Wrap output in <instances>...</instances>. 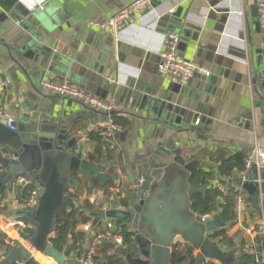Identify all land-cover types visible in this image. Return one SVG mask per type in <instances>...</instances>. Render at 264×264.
Here are the masks:
<instances>
[{
    "label": "crops",
    "instance_id": "obj_1",
    "mask_svg": "<svg viewBox=\"0 0 264 264\" xmlns=\"http://www.w3.org/2000/svg\"><path fill=\"white\" fill-rule=\"evenodd\" d=\"M42 1L44 10L39 7ZM135 1L0 0V79L10 82L0 85V119L12 116L19 128L24 125L22 119L26 126L32 121L56 125L68 134L69 140H78L76 149L84 147L88 160L93 145L88 134L115 118L74 100L51 96L42 90L41 83L68 81L103 100L114 101L121 112L117 117L127 121L128 126L107 137L116 155L108 166L116 167L123 184L134 191L140 180L141 162L160 161L162 150L168 151L171 159L184 157L188 162L208 163L200 169L210 170L217 168L214 157L218 154L248 157L256 144L264 149V94L256 60L258 46L264 49V30L260 23L254 25L252 9L256 0H152L150 7L135 15L118 37L90 25ZM43 18L50 20L46 27L39 22ZM169 35L179 37L180 56L209 70L211 75H196L186 85L161 77V53ZM109 167L104 166L107 175ZM261 175L264 156L258 167L246 174L235 172L228 179V184L242 196L243 221L234 223L228 231L231 248L217 243L225 251L236 250V264H244V253L254 252L256 234L248 228H254L260 217L252 203L253 196L238 181L250 179L261 184ZM86 177L82 174V178ZM19 179L14 180L11 189L8 184L0 185V233L6 235V245L0 248V264H23L11 260L15 248L31 250L22 229L11 225L21 218L3 214L24 209L26 187L18 183ZM101 184L96 178L93 191L74 199L75 204L101 202ZM121 184L118 181L117 186ZM78 187L69 191L74 193ZM112 190L111 198L120 191ZM258 199L261 209L264 195L260 193ZM91 211L98 214L103 207L95 205ZM91 218L89 223L103 231L110 221L94 215ZM84 224L81 222L77 231L87 235L85 247L89 252L93 239L84 231ZM219 228L209 232L208 238L214 240ZM31 252L37 264H58L44 254ZM192 255L198 257L199 251ZM69 257L76 263L88 264L79 261L77 254Z\"/></svg>",
    "mask_w": 264,
    "mask_h": 264
},
{
    "label": "water",
    "instance_id": "obj_2",
    "mask_svg": "<svg viewBox=\"0 0 264 264\" xmlns=\"http://www.w3.org/2000/svg\"><path fill=\"white\" fill-rule=\"evenodd\" d=\"M252 16L257 27L260 23L257 6L253 7ZM39 22L46 27L50 20L43 18ZM256 60L264 94V49L260 45ZM261 99L264 100L263 97ZM119 114L120 111H114L109 115L114 117ZM21 121L24 125L13 132L0 119V185L8 184L11 189L16 178H25L39 185V198L35 209H18L3 214L28 222L22 232L31 250L54 259L58 264L73 262V258L57 250L51 243L60 227L57 224L60 209L64 205H73L67 193L76 183L69 176L73 172H80L98 178L102 182V192L113 179L105 173L104 167L85 159L84 147L76 149L78 140H69L68 134L56 125L32 121L26 126V121ZM162 152L164 154L159 155L160 161L152 159L141 162L139 178H144V182H136L131 209H119L112 203L108 211L93 214L94 217L113 221L117 227L129 226L131 232L135 233L139 257L133 258L123 248L118 249L130 264H171L172 250L179 243L187 245L188 254L199 251L196 264L207 261L236 264V250L225 251L208 238L209 232L223 225L219 215L205 224L192 211V197L207 192L202 184L192 182L193 174L209 164L188 162L184 157L171 159L168 151ZM261 179H264V175H261ZM253 182L250 179L240 180L238 184L248 189L253 196V205L261 214L258 198L260 193L264 195V183ZM31 250L22 246L14 254L10 253L13 254L11 260L37 264Z\"/></svg>",
    "mask_w": 264,
    "mask_h": 264
},
{
    "label": "trees",
    "instance_id": "obj_3",
    "mask_svg": "<svg viewBox=\"0 0 264 264\" xmlns=\"http://www.w3.org/2000/svg\"><path fill=\"white\" fill-rule=\"evenodd\" d=\"M115 124L119 125L121 128L125 129L128 126L127 121L119 119V117L114 116ZM103 129H99L94 133H89L93 141L91 145V151L88 153V160L100 167L107 168L111 163V159L114 158L115 151L109 148L107 137L101 135ZM1 152V148H0ZM246 160L247 156L245 154H238L233 157L227 158L226 155H216L214 157V162L218 164L217 168L198 169L193 174L192 182L195 184H202L203 186H208L207 192L205 194H197L192 197V211L200 216L208 212L218 213L221 222L223 223L215 235L214 240L225 248H231L233 242L228 237V231L234 223H237V200L240 196L239 191L233 185L228 184V179L233 177L235 172L244 173L246 170ZM109 175L112 177V181L105 185L103 191V200L96 203V208L103 207L105 203H115L116 206H121L125 210L131 209V203L134 200V190H131L127 183L123 184L122 176L117 173L116 167H109ZM80 172H73L70 174V179L74 181L78 187V190L74 193L68 191L67 197L73 201V205H64L58 215L57 224L60 226L59 229L54 234V239L52 240V245L59 251L66 253L69 256L74 254L78 255V260L85 262L87 261L88 250L85 247L87 235L83 232L77 231L78 225L82 223H87L92 220L91 210L95 205L84 201L82 204L76 205L74 199L80 197L82 194L91 193L96 187V178L89 177L82 178ZM211 180V181H210ZM118 181L121 182L122 186H117ZM220 181L225 185H229V190L226 193H222L219 189L213 186V182ZM210 182V183H209ZM38 185L36 183H31L26 186L24 191V201L25 203L33 190L37 189ZM118 188L120 191L114 195L112 189ZM95 209V208H94ZM84 210V211H83ZM90 212L91 215L88 214ZM84 220L82 221V217ZM113 222V221H112ZM115 225V222H113ZM120 235L123 237L124 244L123 248L128 255L133 258L139 257V250L136 247L135 233L131 232L129 226L120 225L116 226ZM256 239L254 244V252L244 253L241 261L244 264H264L260 261L259 257L262 250L264 249V237L260 234L257 226H255ZM6 235L0 233V248L5 246ZM17 246V245H15ZM14 246V247H15ZM10 250V246H6ZM187 245L177 244L172 250L171 264H196L197 257L192 254H188ZM17 249V248H15ZM93 264H130L127 257L118 251V248L109 241H104L100 244L93 255ZM74 264H79V262H73ZM205 264H217L213 261H207Z\"/></svg>",
    "mask_w": 264,
    "mask_h": 264
},
{
    "label": "built area",
    "instance_id": "obj_4",
    "mask_svg": "<svg viewBox=\"0 0 264 264\" xmlns=\"http://www.w3.org/2000/svg\"><path fill=\"white\" fill-rule=\"evenodd\" d=\"M44 2L39 3V7L41 10H44ZM152 0H136L131 5L122 9L115 15L103 19V20H95L91 21L90 25L100 29L101 31L111 32L118 37L122 31L131 23L133 17L137 14H141L145 10H147L151 5ZM256 6L258 9V18L262 29L264 30V0H256ZM239 15L243 17V12H239ZM178 43L179 37L177 35H169L165 42V49L161 53V63L159 65V74L163 78H167L173 83H177L180 85H186L193 77L196 75H200L203 77H209L211 75L210 71L197 65L193 61L187 60L180 56L178 52ZM9 80L0 79V85L6 86L9 84ZM41 88L46 93L51 96L71 99L82 105L83 107L93 109L99 112H103L106 114H110L114 111H119V106L114 101H106L103 100L92 93L82 90L79 87L73 85L68 81L64 82H54V81H43L41 83ZM4 122L6 126L13 132H17L19 127L16 123L14 117L5 115ZM200 120L197 119L196 125H199ZM101 135L103 137H110L116 133L122 132V128L115 124L114 121L110 120L106 125L102 128ZM85 139H88L87 135H84ZM264 156V149L256 144L252 151L249 153L246 160V170L245 174L248 173L253 167L259 166V162L261 158ZM144 178L139 180V183H143ZM18 183L23 187L28 186L33 183L32 181H28L25 178H20ZM213 186L219 189L222 193H226L229 190V185H225L220 181H216ZM39 198V188L32 191L28 200L23 203L24 209H35L37 206V201ZM113 203V202H112ZM112 203H106L103 206V212H106L110 209ZM118 207V206H117ZM119 209H124L123 207H118ZM243 200L242 196L238 197L237 200V223L241 224L243 221ZM260 217L257 221V227L260 231V234L264 237V205L260 209ZM217 213L208 212L198 216L199 221L201 223H208L213 221ZM27 221L25 219L18 220L17 222L11 223V225H18L19 228L23 229L27 227ZM107 227L105 230H99L97 227L87 222L84 224V231L89 233L93 239V243L91 248L89 249L87 256V263L93 264V255L96 252L98 246L102 244L104 241H109L115 245L118 249H120L124 240L120 235L119 231L112 223V221H107ZM249 232L252 234H256L255 227L248 228ZM260 261L264 263V249L260 255Z\"/></svg>",
    "mask_w": 264,
    "mask_h": 264
}]
</instances>
